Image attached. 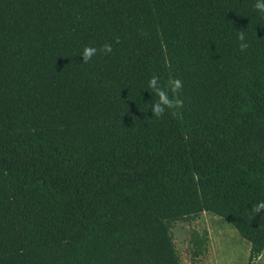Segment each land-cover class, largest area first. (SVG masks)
Returning <instances> with one entry per match:
<instances>
[{"label": "trees", "instance_id": "trees-1", "mask_svg": "<svg viewBox=\"0 0 264 264\" xmlns=\"http://www.w3.org/2000/svg\"><path fill=\"white\" fill-rule=\"evenodd\" d=\"M254 3L0 0V264H182L172 229L205 213L250 244L248 264L264 254ZM154 75L182 101L160 116ZM208 241L191 234L193 261Z\"/></svg>", "mask_w": 264, "mask_h": 264}, {"label": "rangeland", "instance_id": "rangeland-1", "mask_svg": "<svg viewBox=\"0 0 264 264\" xmlns=\"http://www.w3.org/2000/svg\"><path fill=\"white\" fill-rule=\"evenodd\" d=\"M208 232V252L196 261L191 257V234ZM182 264H248L250 244L224 219L205 213L196 221L177 223L172 229ZM254 264H264V254Z\"/></svg>", "mask_w": 264, "mask_h": 264}, {"label": "clouds", "instance_id": "clouds-1", "mask_svg": "<svg viewBox=\"0 0 264 264\" xmlns=\"http://www.w3.org/2000/svg\"><path fill=\"white\" fill-rule=\"evenodd\" d=\"M254 8L258 10L260 15H264V0H255ZM237 40L239 42V48L241 51L247 49L249 47V43L246 39L245 30L236 31ZM99 51H102L105 54L112 52V45L110 43H105ZM98 52L96 47L85 46L83 47L79 56L83 57L82 63H87L91 60ZM169 86L172 91H178L182 87V83L179 79H173L169 82ZM148 88L155 91L158 96V100L152 103L151 113L155 116H160L165 112L166 108H174L178 107L182 104V101L177 97L170 98L168 95V91L165 90L164 87L161 86L159 82V78L157 76H152L148 80Z\"/></svg>", "mask_w": 264, "mask_h": 264}]
</instances>
